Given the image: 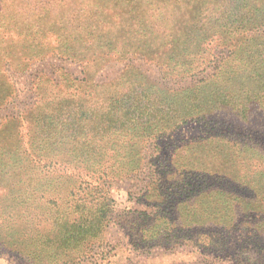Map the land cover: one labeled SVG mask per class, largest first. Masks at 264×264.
<instances>
[{"label":"trees","instance_id":"trees-1","mask_svg":"<svg viewBox=\"0 0 264 264\" xmlns=\"http://www.w3.org/2000/svg\"><path fill=\"white\" fill-rule=\"evenodd\" d=\"M41 3L45 6L36 3L38 9L31 6L20 13L13 27L22 39L18 44L34 38L38 42L37 36L42 40L46 18L63 45L62 56L96 67L100 60L103 64L138 52L163 67L168 77H200L188 87L161 89L127 67L120 76L129 78L125 86L123 79L103 84L69 80L73 91L56 93L48 103L30 109L27 142L17 130L21 117L1 127L0 245L26 264H70L90 252L87 243L104 229L101 210L115 203L102 194L101 184L144 169L142 151L159 133L190 121L223 125L227 121L222 118L246 113L242 68L257 71L249 90L254 99L264 98V1ZM15 17L3 16L9 24ZM1 28L7 30L3 23ZM36 46L41 45L32 49ZM28 49L25 45L19 51ZM18 53L6 50L0 57V108L16 92L9 67L27 66ZM9 128L13 134H7ZM224 182L221 176L191 170L178 185L166 187L156 211L128 212L137 222L128 233L134 246L148 251L187 238L199 250L221 254L237 230L246 241L236 250L238 264H264V191L253 199L239 197L227 193ZM229 186L234 188L232 182Z\"/></svg>","mask_w":264,"mask_h":264},{"label":"rangeland","instance_id":"rangeland-1","mask_svg":"<svg viewBox=\"0 0 264 264\" xmlns=\"http://www.w3.org/2000/svg\"><path fill=\"white\" fill-rule=\"evenodd\" d=\"M36 3L45 6L41 0H0V57L5 55L6 50L13 53L17 51L20 52L19 60L27 63L23 69L17 70L16 63L7 71L16 92L12 101L0 108V129L4 130L1 127L5 124L9 127L7 121L21 117V127L17 130L20 129L23 142H27L30 135V109L48 103L56 93L73 91V88H69V80L103 84L123 79L121 82L125 86L130 84L129 78L120 76L127 67L138 69L141 75L161 89L188 87L200 78L168 77L163 67L145 59L138 52L125 57L108 58L103 64L100 60L96 67L62 56L60 50L63 45L59 46V37L45 23L46 18L40 31L44 36L42 40V36H37L38 42L34 38L18 44L22 39L13 27L21 20L19 15L24 10L28 12L31 6L38 9ZM8 13L16 16L12 24L3 18ZM2 23L7 30L1 28ZM33 44L41 46L32 49ZM16 45H20L19 50L25 45L29 49L21 52L15 49ZM256 72L249 67L241 71L245 89L242 100L245 105L249 104L245 108L246 113L222 118L227 121L223 125L209 120L190 121L170 133H159L158 138L151 141L143 151L141 149L147 160L144 169L128 177L113 178L109 184H101L102 194L107 197L111 195L115 203L109 202V206L101 210L106 219L104 229L97 240L87 243L90 252L79 260L75 256L70 264H238L241 258L236 255V250L246 241L237 230L232 232L227 251L221 254L199 250L187 238L180 243L171 242V245L153 246L144 251L134 246L136 242L128 234L137 223L133 220L135 216L128 212L156 211L158 204L165 198L166 187L178 185L191 170L211 177H223L225 186L229 188L227 193L238 194L239 197L253 199L256 193L264 191V98L254 99L249 90L250 82H253L251 76ZM8 133L13 134L14 131L9 128ZM113 152L110 150V153ZM231 182L234 188L229 186ZM90 189L92 187L84 192L89 193ZM0 264L26 262L0 245Z\"/></svg>","mask_w":264,"mask_h":264}]
</instances>
